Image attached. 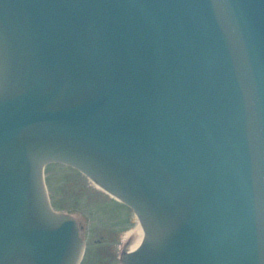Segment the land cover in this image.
<instances>
[{
  "label": "water",
  "instance_id": "1",
  "mask_svg": "<svg viewBox=\"0 0 264 264\" xmlns=\"http://www.w3.org/2000/svg\"><path fill=\"white\" fill-rule=\"evenodd\" d=\"M132 210L122 264H264V0H0V264H77L47 164Z\"/></svg>",
  "mask_w": 264,
  "mask_h": 264
},
{
  "label": "rangeland",
  "instance_id": "2",
  "mask_svg": "<svg viewBox=\"0 0 264 264\" xmlns=\"http://www.w3.org/2000/svg\"><path fill=\"white\" fill-rule=\"evenodd\" d=\"M43 179L50 204L85 227L81 264H122L120 248L139 225L134 213L66 165L47 164Z\"/></svg>",
  "mask_w": 264,
  "mask_h": 264
},
{
  "label": "flooded vegetation",
  "instance_id": "3",
  "mask_svg": "<svg viewBox=\"0 0 264 264\" xmlns=\"http://www.w3.org/2000/svg\"><path fill=\"white\" fill-rule=\"evenodd\" d=\"M74 221H75L77 227L82 225V223L80 221H78L77 219H75ZM77 230H78V236L80 237V243L82 244V248H83V253H82V257H83V255L85 253V249H86V242H85V237H84L85 227L83 226V229H77ZM119 252L120 253H119V256H118V260H119V257H123L125 255L124 246L120 248ZM81 261H82V258H81V260L79 261L78 264H81L82 263Z\"/></svg>",
  "mask_w": 264,
  "mask_h": 264
},
{
  "label": "bare ground",
  "instance_id": "4",
  "mask_svg": "<svg viewBox=\"0 0 264 264\" xmlns=\"http://www.w3.org/2000/svg\"><path fill=\"white\" fill-rule=\"evenodd\" d=\"M134 235H144V232H143V230H142L140 225H138V229H137V231L135 232Z\"/></svg>",
  "mask_w": 264,
  "mask_h": 264
}]
</instances>
